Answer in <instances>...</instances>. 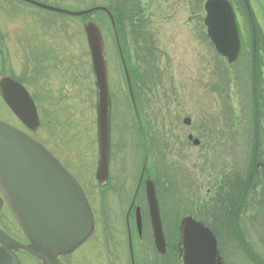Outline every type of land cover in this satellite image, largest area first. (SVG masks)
I'll return each mask as SVG.
<instances>
[{"label": "rangeland", "instance_id": "374dc122", "mask_svg": "<svg viewBox=\"0 0 264 264\" xmlns=\"http://www.w3.org/2000/svg\"><path fill=\"white\" fill-rule=\"evenodd\" d=\"M37 1L49 5L58 2L69 11L109 5L125 20L119 38L127 64L138 74L142 71L145 77L138 87L135 83L143 132L141 128L137 130L134 122L110 23L99 12L89 16L103 31L111 72L112 174L118 175V181L122 179L129 184L126 192L129 193L131 187L134 191L133 181H137L144 157H147L146 174L156 183L164 232L173 243L183 216L195 215L207 223L219 219L223 224L226 217L222 213L213 216L206 210L207 205L211 204L208 201L210 196L205 194L209 175L206 170L210 165H216L214 171L219 176L222 173H236L238 167H243V162L248 175L251 169L249 161L254 156L264 157V132L257 133L254 128L255 99L251 72L244 71L246 63H251L253 48V33L248 24L245 4L240 0H231L242 14L241 24L245 39L246 32L248 38L239 59L228 65L216 54L206 37L202 21L205 0ZM29 10L34 13L38 10L40 13L37 14L59 22V29L63 21L68 24L69 129L67 132H54L55 144L50 150L61 163L66 155L77 158L85 169V179L91 176L94 180L97 160L96 99L82 20L33 7ZM258 24H261L260 20ZM261 54L264 55V52L261 51ZM117 65L120 73H117ZM261 93H264L262 89ZM185 117L191 118V125H184ZM188 134L198 138L200 145L194 146L187 139ZM204 163H208L209 167H202ZM249 188L252 190V184ZM139 193H142V187ZM88 195L96 218V230L89 241L72 254L62 257L63 264H111V256L123 252L118 248L110 249L107 245L99 247V240L105 226L102 219L113 218L118 222L124 219L125 212L114 206L115 197L110 202V196H104L105 205L101 209L97 194L91 190ZM253 195L249 191L247 197ZM249 206H253L252 203ZM253 209H246L247 222L254 220ZM118 225L124 230L121 223L118 222ZM6 229L14 235L17 233V227L12 222L6 225ZM221 236L226 244L235 242L230 228L223 227ZM173 254V257H157L160 260H153L155 258L151 253L147 256L152 258L149 264H177L173 259H177L178 253ZM19 258L22 264H39L24 253ZM233 259L240 264L238 258ZM245 261L253 264L247 259ZM225 262L233 264L227 260Z\"/></svg>", "mask_w": 264, "mask_h": 264}, {"label": "flooded vegetation", "instance_id": "af4514ba", "mask_svg": "<svg viewBox=\"0 0 264 264\" xmlns=\"http://www.w3.org/2000/svg\"><path fill=\"white\" fill-rule=\"evenodd\" d=\"M240 1L246 6L248 24L253 33L255 62L246 63L244 71L251 72L250 80L253 83L255 99L254 128L258 133L264 132V93H261V89L264 91V55L261 54V51L264 52V0ZM229 2L234 10L242 48V42L243 47H245L248 33L246 32L245 39V31L241 24L242 14L234 1L229 0ZM58 4L62 5L55 2L54 6L63 7ZM23 5L28 6V8ZM32 7L52 12L23 0H0V119L29 134L43 147L50 150L55 144L54 132H67L69 129L70 55L68 24L63 21L62 27L59 29L57 26L59 22L55 23L47 16L37 14L40 13L38 10H36L37 13L31 12L29 9H32ZM259 20L261 24H258ZM115 46L117 49V41H115ZM122 64L121 68L126 79ZM131 67L129 66L132 78V81L130 78L131 84L133 82L135 87V83H137L138 87V84L144 81L145 77L140 71L141 69H139L140 73L138 74V71ZM116 69L117 73H120L118 70L119 65L116 66ZM108 73L110 80L109 65ZM10 82L20 86L29 96L38 120V124L33 126L34 128L27 127L8 103L7 100L13 97L12 92L14 90ZM137 87L132 88L133 98L129 93V99L134 122L137 124L136 128L138 129L141 119L137 105ZM77 160V158L66 155L62 164L77 180L87 198L88 193L93 190L98 196L100 208L103 209L105 205L103 197L110 196V202L115 197L114 206L119 211L125 212L124 219L118 220L124 226V230L120 229L121 226L118 225L116 219H102L105 221L103 223L105 226L101 230L99 247L100 245H107L110 249L123 250L121 254L115 253L114 256H111L110 263L149 264L152 258L147 256L148 253L153 254L155 258L153 260H160L166 255L173 257V253L177 252L178 257L177 259L174 258L173 261L180 264L179 248L169 240V237H167V251L165 254L159 255L155 249L145 190L144 193H139L141 187H144L148 175L145 173L140 179L141 174H139L137 181L134 179L132 184L135 185L134 191L131 187L128 193L126 189L129 184L122 179L118 181L119 178H116L118 175L112 174L110 159L107 178L102 183H99L96 178L97 160L94 180L91 176L85 179L83 173L85 169ZM249 162V167L253 166V169L252 173L248 172V175L243 162V167H238L236 173L235 171L229 174L222 173L221 176L218 175L217 171H214L216 165H210V167L208 163L202 165V167L205 165L209 167L206 170L209 171V175L206 179L208 187L205 194L210 196L208 201H211V204L207 205L206 210L209 211V215L213 216L222 213V216L226 219L223 220L222 224L219 219H213L212 222L207 223L195 215L193 218L205 224L216 236L223 264H226V260L236 264L233 258H238L240 264H248L245 259L253 264H264V157L254 156ZM153 182L156 191H158L154 180ZM249 184H252V190L247 187ZM249 191L254 193L253 197H247ZM251 203L253 206H249ZM251 207L254 208V220H248L247 222L246 209ZM136 208H139L141 212L142 228L140 232L136 224ZM11 216L9 208L3 203L0 209V226L8 235L25 242L26 239H23L18 230L14 235L6 229L7 224L11 222L14 224ZM223 227L230 228V234L233 235L231 237L235 242L231 245L227 243L231 250L228 249L224 237L221 236ZM241 256L244 258H241ZM157 257L160 259H157Z\"/></svg>", "mask_w": 264, "mask_h": 264}, {"label": "water", "instance_id": "95a60500", "mask_svg": "<svg viewBox=\"0 0 264 264\" xmlns=\"http://www.w3.org/2000/svg\"><path fill=\"white\" fill-rule=\"evenodd\" d=\"M51 11L83 16L102 10L114 20L107 7L69 11L25 0ZM204 24L216 51L228 63L237 60L239 34L231 5L227 0H206ZM97 88V130L99 161L97 179L107 177L110 148V91L105 47L100 29L91 20L83 24ZM13 97L7 101L29 127L36 126V112L20 86L10 82ZM130 84V83H129ZM184 123L189 125L190 118ZM192 139V136H189ZM195 145L199 140H193ZM144 172V168L142 173ZM146 196L156 249L166 251L153 182L146 180ZM0 192L27 237L19 242L0 228V264H21L15 251H26L41 264H61L59 256L69 254L82 245L94 231L91 208L78 183L61 163L30 136L0 120ZM0 197V207L3 202ZM137 227L141 215L137 208ZM183 264H221L213 233L191 216L181 221L180 239Z\"/></svg>", "mask_w": 264, "mask_h": 264}, {"label": "trees", "instance_id": "16d2710c", "mask_svg": "<svg viewBox=\"0 0 264 264\" xmlns=\"http://www.w3.org/2000/svg\"><path fill=\"white\" fill-rule=\"evenodd\" d=\"M109 8H110V6H109ZM110 10H111V12H112V14L114 15V18H115V24H116V29H117V32H118V34L120 35V31L123 29V26L122 25H124L125 26V20L124 19H122V18H120L117 14H116V10L113 8V7H111L110 8ZM100 14H102L105 18H106V20H108V22H109V19H108V17H107V15L105 14V13H103V12H99ZM86 17H89V16H86ZM110 23V22H109ZM123 54H124V52H123ZM125 56V55H124ZM252 169H253V166L251 167V173H252ZM248 186H250V185H248ZM247 186V187H248Z\"/></svg>", "mask_w": 264, "mask_h": 264}]
</instances>
